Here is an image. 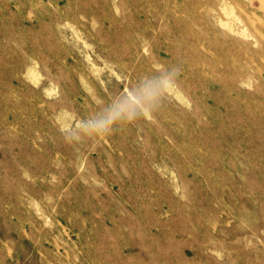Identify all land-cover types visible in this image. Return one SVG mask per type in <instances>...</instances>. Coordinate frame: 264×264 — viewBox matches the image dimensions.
I'll list each match as a JSON object with an SVG mask.
<instances>
[{
  "label": "rangeland",
  "instance_id": "374dc122",
  "mask_svg": "<svg viewBox=\"0 0 264 264\" xmlns=\"http://www.w3.org/2000/svg\"><path fill=\"white\" fill-rule=\"evenodd\" d=\"M260 4L0 0V264H264Z\"/></svg>",
  "mask_w": 264,
  "mask_h": 264
},
{
  "label": "clouds",
  "instance_id": "9594fccd",
  "mask_svg": "<svg viewBox=\"0 0 264 264\" xmlns=\"http://www.w3.org/2000/svg\"><path fill=\"white\" fill-rule=\"evenodd\" d=\"M180 74V70L174 69L168 77L142 84L137 93L131 94L123 103L114 105L104 117L91 122V128L103 133L117 121L134 122L138 117L151 120L161 109V96L175 87Z\"/></svg>",
  "mask_w": 264,
  "mask_h": 264
},
{
  "label": "bare ground",
  "instance_id": "6f19581e",
  "mask_svg": "<svg viewBox=\"0 0 264 264\" xmlns=\"http://www.w3.org/2000/svg\"><path fill=\"white\" fill-rule=\"evenodd\" d=\"M259 7L264 9V0H261V4H260ZM243 8H244V7H243Z\"/></svg>",
  "mask_w": 264,
  "mask_h": 264
}]
</instances>
